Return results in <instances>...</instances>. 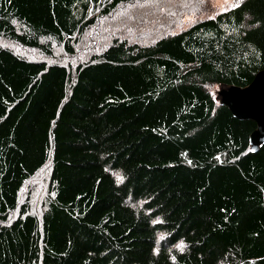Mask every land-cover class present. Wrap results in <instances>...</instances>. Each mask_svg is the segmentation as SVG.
Wrapping results in <instances>:
<instances>
[{
	"label": "trees",
	"instance_id": "obj_1",
	"mask_svg": "<svg viewBox=\"0 0 264 264\" xmlns=\"http://www.w3.org/2000/svg\"><path fill=\"white\" fill-rule=\"evenodd\" d=\"M199 1L0 0V264H264V144L211 92L264 68V0L173 32Z\"/></svg>",
	"mask_w": 264,
	"mask_h": 264
},
{
	"label": "rangeland",
	"instance_id": "obj_2",
	"mask_svg": "<svg viewBox=\"0 0 264 264\" xmlns=\"http://www.w3.org/2000/svg\"><path fill=\"white\" fill-rule=\"evenodd\" d=\"M238 1L239 0H201L195 8L180 14L178 19L173 23L175 26L172 31H178L199 19L213 16L215 13L235 5ZM159 5L160 4H155V2L148 1L142 3L140 7H136L133 11L131 8H133L134 5H128L129 8L124 12L126 22L122 25L120 21L117 22L121 28V33L126 35L128 40H136L144 43L153 40L161 34L163 32L162 30L166 27L163 25L164 16L161 14V12L164 13L165 11H162ZM112 26L116 27L114 23L111 27ZM105 31L107 33L108 29ZM84 50H88V48L86 47ZM221 87L222 85L220 84H214L211 87V92L217 96V91Z\"/></svg>",
	"mask_w": 264,
	"mask_h": 264
},
{
	"label": "water",
	"instance_id": "obj_3",
	"mask_svg": "<svg viewBox=\"0 0 264 264\" xmlns=\"http://www.w3.org/2000/svg\"><path fill=\"white\" fill-rule=\"evenodd\" d=\"M217 96L220 104L226 105L235 117L255 122V128L248 137L250 151L264 144V68L244 86H222Z\"/></svg>",
	"mask_w": 264,
	"mask_h": 264
},
{
	"label": "bare ground",
	"instance_id": "obj_4",
	"mask_svg": "<svg viewBox=\"0 0 264 264\" xmlns=\"http://www.w3.org/2000/svg\"><path fill=\"white\" fill-rule=\"evenodd\" d=\"M125 2V1H124ZM133 2V1H132ZM111 16V15H110ZM6 38V37H5ZM7 38H8V36H7ZM19 41V40H18ZM6 43V42H5ZM25 46V45H24ZM8 49V48H7ZM20 54V53H19ZM50 174V173H49Z\"/></svg>",
	"mask_w": 264,
	"mask_h": 264
}]
</instances>
